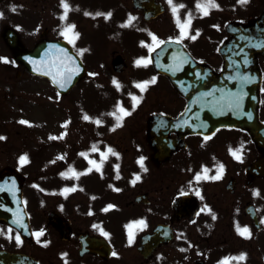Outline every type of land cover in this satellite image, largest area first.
Masks as SVG:
<instances>
[{"label":"flooded vegetation","instance_id":"1","mask_svg":"<svg viewBox=\"0 0 264 264\" xmlns=\"http://www.w3.org/2000/svg\"><path fill=\"white\" fill-rule=\"evenodd\" d=\"M48 5L54 9L62 7L61 0H4L0 3V13L3 14L0 18V42L6 46L4 53H0V87L9 84L12 77L11 61L13 66L23 68L22 71L15 70L14 73L15 78L23 79L25 82L22 87L24 90L26 86L31 87L32 83L35 86L36 81H40L39 77L32 75L15 61L3 39V30L7 26L15 29L13 25L20 26L26 23L33 25L39 22L40 14H37V10L40 8L45 10ZM19 10L25 13L19 14L20 20L15 16ZM71 20L73 18L69 12L66 24L70 25ZM72 23L82 28L79 21L73 20ZM46 31L50 33V29L46 28ZM32 34L27 38L20 31L22 43L29 48H31L29 45H35L42 39L41 32ZM97 34L93 36L96 38ZM50 39H66L73 46V38L69 34L66 37ZM85 40L87 39L83 37V42ZM122 42L124 43L123 40ZM122 45L126 49V46ZM124 49L113 52L114 55L121 54L128 66L122 73H118V76L123 75L131 65V79H134L131 83L137 84L141 80L140 84H148L146 90L140 92V97L147 91L149 95L158 91L154 89L161 83L167 84L175 97L171 103L169 101L147 103L149 115L145 123L144 142L133 141L132 151L136 156L132 165L135 167L129 166L128 172L124 173L121 165L123 155L111 139L107 140L110 134L106 135V129L94 130V140L84 146L85 148L82 147L83 153L97 157L99 155L101 158L99 159L102 160L111 148L117 154H110L111 159L115 158L116 173L110 178L111 173L105 176L106 171L104 172L101 187L105 188L101 189L102 193L97 198L84 202L79 208L80 213L75 215L74 208L68 204L70 201L57 200L50 201L51 209L42 213L47 201L41 198L33 201V198L26 195L31 188L38 197L41 195L37 178H33L31 183L26 168L36 163V159L41 157L43 151L26 149V143L22 145V149L10 150L9 135L0 133V137L3 138L0 139V173L7 167H14L26 175L24 201L31 227L30 237L25 238L0 218V251L29 254L38 259L39 264H43L40 254L49 250L52 254L49 264H131L127 260V253L122 252V247L134 251L136 264H198L201 260L207 264L217 262L222 264L223 258H227L229 264H264V187L261 185L264 179L258 177L251 179L247 174L248 165L259 155L249 137L244 133H233L230 129H220L208 137L198 134L183 135L172 130L164 116L177 118L187 106L186 99L173 88L165 76L155 73L151 63L147 64L149 67V71H146L149 73L146 75L147 78L141 76L140 71L136 70L138 67L136 60L129 63L132 54L128 50L126 54ZM193 56L218 70V56L200 57L194 53ZM135 58L146 60L141 54ZM4 60L8 63H4ZM153 79L155 83H150ZM14 97L15 95L10 98ZM144 99L145 96L141 97L135 107V102H129L123 107L131 112L125 120L146 104L147 99L145 101ZM130 103L133 104L132 107ZM4 108H6L4 100L0 99V130L8 119L3 116L5 111L8 112ZM17 111L18 107L15 108V114ZM233 152H237L240 159H237ZM25 156L27 162L22 163L21 158ZM140 158H144V168L147 171L138 163ZM156 160L158 162H155ZM221 165L222 174L218 172ZM218 174L221 178L213 179ZM136 176L140 179L133 183ZM198 176L201 178L197 179ZM105 195L114 197L105 198ZM184 196L186 197L182 198ZM2 201L13 200L5 197L0 198L1 203ZM4 210L9 209L3 205L0 211ZM53 211L58 212L63 219L57 217L50 224L48 216ZM111 213L115 216L112 217ZM122 220L124 222L130 220L126 226L134 231L136 238L133 247L126 246L129 241L118 246L108 238L110 233L121 236ZM140 221H144V224L141 225ZM159 225L162 227L155 236L161 243L149 254V258L145 259L139 251L141 237L145 233H153ZM245 227L251 234L250 238L240 235L237 230ZM36 233L42 234L37 236ZM83 235L103 237L111 248L96 245L95 242L92 251L81 255ZM168 235L171 236V240L163 242ZM242 254L245 255V260L236 259Z\"/></svg>","mask_w":264,"mask_h":264},{"label":"rangeland","instance_id":"2","mask_svg":"<svg viewBox=\"0 0 264 264\" xmlns=\"http://www.w3.org/2000/svg\"><path fill=\"white\" fill-rule=\"evenodd\" d=\"M66 2L69 5V12L72 14L73 20L81 18L83 12L88 15L89 20H84L82 15L83 21H81L82 23L80 22L84 31L76 27L75 23H72L73 20H71L70 25H75V29L69 35L77 38L76 42L73 43L74 50L83 62L87 64L91 76L67 96L57 94L45 79L36 82L35 86L33 85L34 83L31 84V87L26 86V90H24L22 87L25 82H23V79L18 80L15 78L14 73L16 68L21 71L22 69L20 66L12 68L11 61L10 69L12 73L10 75L12 77L9 84H3L0 87V99L4 100V106L6 107L4 109L8 111L4 112L3 116L8 119L2 126L0 133L9 135L10 150L22 149V145L26 143V149H41L43 151V153L41 152V157L38 160L36 159V163L26 168V173L29 174L31 183L33 178H37L38 187L41 188L40 197L32 191L34 190L33 188L29 189L30 192L26 193V195L33 198V201L45 197L44 201H47V205L42 213L51 209L50 201L57 200L59 202L70 201L68 204L74 208L73 211L76 215L80 213L79 208L84 205V202L86 203L87 200L94 198V195L98 194L99 196L102 193L101 189L105 188L101 187L104 177L111 173L110 178H112L114 173H116L114 169L115 158L111 159L110 153H107L100 162V170L106 171L104 177H99L96 174L95 166L89 163V161H95L98 164L99 155L95 160H81L78 164L70 165L69 169L64 172L69 173V170L73 169L77 173H86L79 175V178L63 174V167L66 164L65 160L77 158V152L83 150L82 147H86L94 140V129H97L89 119L85 120L84 116L87 115L90 119L98 120L101 129L104 130L108 128L109 124L116 121L115 116L109 114L116 113L119 115L117 112L118 104L126 107L127 103L135 102L133 97L141 98L145 96L144 101L147 99L146 104L141 109H138L130 118L126 120L124 118L121 127H116L115 122L109 127V132L106 134H110L107 140L108 138L111 139V142L122 153L123 161L121 165L124 173H126L129 166H133L132 162L136 156L132 151L133 141L144 142L145 139V123L149 115V104L147 103L149 101H169L171 103L175 98L170 87L162 83L154 89L158 91L153 92L151 95L147 91L140 97L141 90L136 85L140 84L141 80L137 84L131 83V66L123 75L118 76L113 72L111 66V61L114 57L113 52L123 51L124 47L122 44H124L126 46L124 52L128 54V50L132 54L130 62L134 63V59H138L135 57L139 53L145 54L148 52L150 42H153V45L156 44L153 39L149 41L147 33H145L146 30H152L157 40L162 39L166 35L181 38L178 33L180 28L177 24L185 23L188 14L191 13V20L195 19V21H191L187 33L195 36L198 33L197 29H199L205 33L208 41L206 42L203 39L204 34H202L201 41L195 38L189 40L186 44L195 55L211 58L216 54V46L214 47L216 40L215 42L211 41L210 35L214 37L218 33L221 40L223 33L226 35L224 27L228 21L246 20L257 15L264 7V0H248V3L245 4L239 3V0H215L219 8L211 9L212 13H209L208 16H203L196 7L201 0H173V5L177 7L179 5L184 6L179 8L177 15L173 13L169 0H161V2L165 3L167 12L150 24L144 22L140 13L133 11L131 0H66ZM57 12L59 14L62 13V11H58L53 6L48 5L45 10H42V8L37 10V14H40L39 22L33 25L26 23L22 26V29L19 25L14 27L21 29L27 38L32 36L33 32L37 30L41 32L46 28L50 29L49 35L57 36L59 32L64 33L63 27L65 29L70 26L69 23H65L62 26L61 18L57 15ZM132 12L141 21L135 17L129 23L130 13L133 14ZM109 13L111 14L110 17L108 16ZM19 14L25 13L21 10L15 13L18 20H20L18 18ZM177 16L179 23L177 22ZM111 29L118 31V37L124 43L121 42V44L114 35H107ZM87 30L89 32H86ZM96 33L98 34L95 38L93 34ZM75 34H78V37ZM83 37L89 42L85 40L84 43ZM103 37H106L105 40H103ZM142 38L146 39H143L144 46L139 50ZM4 50V44L0 42V53H4ZM262 65L264 67L263 62ZM133 66L135 68V65ZM136 70L140 71L139 74L141 76L146 77L147 74L149 75L146 72L149 71L148 66L147 68L139 66ZM113 81L118 82L120 85L119 89L116 85H112ZM98 82H100L101 86L94 84ZM14 95V98H10ZM132 106L133 104L130 103V107ZM16 107H18V111L15 114ZM260 116L261 119H264V96H262ZM10 118L14 120H10ZM20 121H25V123H20ZM65 125L67 126L65 127ZM114 128L115 130L113 131ZM51 137H57V139H51ZM146 153L148 154L149 151H146ZM38 161L40 162L39 164ZM72 166H75V168ZM261 185L264 187V183ZM64 189L75 190L64 193ZM107 196L114 197L105 195V198ZM111 216L113 217L115 214L111 213ZM122 217L120 216V218ZM127 222H130V220ZM127 222L122 220L120 237L112 233L108 234V238L118 246H122L127 242L129 235H131L130 230L126 226ZM122 252L127 253V260L131 264L137 263L134 251L130 249ZM40 255L42 263L49 264L52 255L51 251L42 252Z\"/></svg>","mask_w":264,"mask_h":264},{"label":"water","instance_id":"3","mask_svg":"<svg viewBox=\"0 0 264 264\" xmlns=\"http://www.w3.org/2000/svg\"><path fill=\"white\" fill-rule=\"evenodd\" d=\"M133 5L135 8L144 10L146 19L155 17L164 11L163 6L156 0H133ZM227 31L231 34V37L219 49L224 59L222 72L216 74L207 69L206 73L211 74V78L208 84H200L196 93L191 92L186 81L184 84V77L189 76V67H185V64H188L191 60L193 61V59L181 43L166 41L155 49L152 53L154 67L158 72L167 74L175 87L186 94L191 103L197 102L198 100L195 99L197 97L207 101L209 107L206 109L207 119L213 123L220 120V125L225 124L247 130L262 153L260 159L250 167V173L264 176V123L259 120L261 72L258 66V55H264V11L260 17L247 23H229ZM5 38L16 59L25 64L30 71L48 77L56 84L58 83L53 79V76L57 70L65 72V76H71L70 83L66 87L59 86L60 91L63 93L67 92L86 75V70L81 66L80 60L69 49H67L66 54L70 64L65 66L68 61H63L61 58L60 43L42 42L30 52L20 45L14 33H6ZM196 67L205 70L206 66L203 63H196ZM69 69L72 70L69 71ZM44 72H49V74L45 75ZM212 88L218 90L213 91L210 97L205 95L211 92ZM204 110H202L203 113ZM181 118V120L171 121L180 129H186V133L189 132L188 129L202 131L201 128L211 130L210 128L216 126L211 125V122L203 125L199 124L198 126L193 123V125L190 122L189 113L184 114ZM3 175L4 177L10 176L13 175V172L6 170L0 176V181ZM15 178L17 184H19L15 186L14 183L15 195L20 197L23 181H20L16 172ZM87 241L91 243L90 239H87ZM144 246L143 251L146 252L149 248L146 247V244ZM29 259L28 257L12 256L7 253L0 254V264H23L24 261Z\"/></svg>","mask_w":264,"mask_h":264},{"label":"snow or ice","instance_id":"4","mask_svg":"<svg viewBox=\"0 0 264 264\" xmlns=\"http://www.w3.org/2000/svg\"><path fill=\"white\" fill-rule=\"evenodd\" d=\"M61 3H62V6L64 8V15L61 17L62 20H66L67 19V14L68 12L70 11V8H69V5L68 3L66 2V0H61ZM239 3L241 4H245V3H248V0H239ZM169 4L172 5V11L174 14H178V11H179V8H183L184 6L183 5H179L178 7L173 5V0H169ZM197 9L199 10V12L203 15V16H207L209 15L210 13V10L211 9H218L219 8V5L215 2V0H201L200 3H198L196 5ZM13 11H15V8H13ZM87 14V13H86ZM110 13L108 14V16L110 17ZM3 14L0 13V18H2ZM191 19H192V14L189 13L188 16H187V20L185 23L183 24H180V29H181V38H184L185 36H187V30L191 24ZM131 20L132 18L130 17V20H129V23H131ZM177 22L179 23V18L177 16ZM124 26H127V25H124ZM74 29H75V25H70L68 27L65 28L64 30V35H68L69 33H73L74 32ZM198 34V33H197ZM77 37H78V34H75ZM192 39H195V36H192L191 37ZM152 39L153 41H155L157 44H160V43H163V41H159L157 40V38L153 35L152 36ZM177 43H179V41H176ZM150 61L149 60H144V59H140V60H137L136 61V65L139 67V66H147V64L149 63ZM4 63H8L7 60H4ZM77 71L79 69H76ZM43 74L45 75H48L49 72H44ZM57 77H59V79H57ZM53 79L56 80V82L59 84L60 87L64 88L66 87V85L68 83H70V80H71V76H65L64 72L60 71V70H57L56 71V74L53 76ZM113 83L116 85V87L119 89L120 85L116 82V81H113ZM150 83H155V79H153ZM148 84L147 83H141V84H137L136 87L139 88L141 91H145L146 88H147ZM133 100L135 101V104H134V107L135 105L139 104L140 102V98H136V97H133ZM238 102H237V107H238ZM117 112L119 113V115H117L116 113H110L109 115H113L115 116V119L117 121L116 123V127H121L122 126V121H123V118L126 117V116H130L131 115V112L130 111H127L123 108L122 105L118 104L117 105ZM84 119L85 120H88L90 119L87 115L84 116ZM20 123H25V121H20ZM97 124H99V121L97 120L96 121ZM67 125H65L66 127ZM115 130V128L113 129V131ZM0 139H3L2 137H0ZM51 139H57V137H51ZM207 139V138H206ZM93 150H95V148H93ZM108 152L112 155H117L116 153H114L112 151L111 148L108 149ZM237 159H240V156L238 155L237 152H233L232 153ZM81 155H84L83 153ZM62 159V157H60ZM21 162L22 163H26L27 162V157H22L21 158ZM90 164H93L96 168L97 171H100L101 169V165L100 164H96L95 161H89ZM138 163L140 164L141 168L144 169V171H147L146 168H144V158H140V160L138 161ZM207 170H205L206 172ZM71 176L75 177V178H79V175H83V174H86V173H77L75 170L73 169H70L69 170ZM218 172L220 174L223 173V165L220 166V168L218 169ZM220 174H218L217 176L213 177V179H220ZM65 176H68L69 173H65L64 174ZM201 177H197V179H200ZM140 177L139 176H136L135 180L133 181V183H135L136 180H139ZM75 189H64V193H67L69 191H74ZM199 195V193H197ZM210 211V209H209ZM18 215V218L17 220L15 221V223H17L18 225L20 226H23L20 219H19V214ZM213 219H215V216H213ZM141 225L144 224V221H140L139 222ZM239 234L244 236L245 238H250V232L249 230L245 227L243 229H240L238 228L237 229ZM42 233H36L37 236L41 235ZM105 235H107L105 233ZM17 240H19V237H17ZM131 243V239L129 241ZM183 251V249L181 250ZM115 254V253H114ZM240 261H243L246 259L245 255H240L238 258H236Z\"/></svg>","mask_w":264,"mask_h":264}]
</instances>
